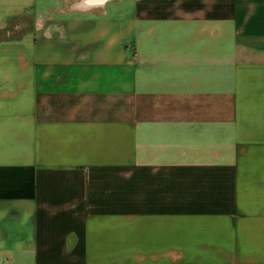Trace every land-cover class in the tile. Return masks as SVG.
Wrapping results in <instances>:
<instances>
[{"label":"crops","instance_id":"obj_1","mask_svg":"<svg viewBox=\"0 0 264 264\" xmlns=\"http://www.w3.org/2000/svg\"><path fill=\"white\" fill-rule=\"evenodd\" d=\"M0 264H264V0H0Z\"/></svg>","mask_w":264,"mask_h":264}]
</instances>
